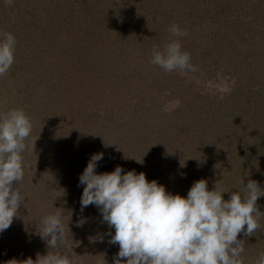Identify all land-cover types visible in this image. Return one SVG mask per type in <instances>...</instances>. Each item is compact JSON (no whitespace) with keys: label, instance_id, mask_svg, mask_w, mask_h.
Returning <instances> with one entry per match:
<instances>
[{"label":"rangeland","instance_id":"374dc122","mask_svg":"<svg viewBox=\"0 0 264 264\" xmlns=\"http://www.w3.org/2000/svg\"><path fill=\"white\" fill-rule=\"evenodd\" d=\"M31 13L25 30L19 22ZM0 19L16 40L0 115L20 109L32 124L0 264L48 251L114 264L119 248L105 235L114 229L95 206H80L79 175L94 153H103L98 173L119 165L174 195L200 179L225 200L245 192L241 180L264 189V0H0ZM173 24L186 33L179 42L194 71L151 63L175 39ZM257 207L260 227L237 237L243 264L264 251V197ZM56 208L65 241L49 249L38 232Z\"/></svg>","mask_w":264,"mask_h":264},{"label":"clouds","instance_id":"9594fccd","mask_svg":"<svg viewBox=\"0 0 264 264\" xmlns=\"http://www.w3.org/2000/svg\"><path fill=\"white\" fill-rule=\"evenodd\" d=\"M5 2L11 4L12 0ZM169 32L175 39L154 50L151 63L166 72L194 71L190 55L182 51L179 42L186 33L175 24ZM15 45L11 33L0 32V76L14 62ZM31 131L32 124L23 110L0 115V234L11 226L21 207L17 183L24 177L22 153ZM102 159L103 153L92 154L79 175L78 186H83L80 206L81 210L95 206L102 222L114 229L105 233L108 243L119 248L114 264H243L244 247L238 234L252 236L260 227L262 213L257 200L264 197V189L256 181L249 180L245 185L241 180L245 192H231L225 200L222 194L226 192L209 190L207 181L200 179L184 197L167 192L156 180H147L143 172L125 171L119 165L110 172L98 173ZM56 209L41 218L38 232L49 249L63 246L65 241L63 212ZM24 264L74 262L59 251H48ZM255 264H264V251Z\"/></svg>","mask_w":264,"mask_h":264},{"label":"trees","instance_id":"16d2710c","mask_svg":"<svg viewBox=\"0 0 264 264\" xmlns=\"http://www.w3.org/2000/svg\"><path fill=\"white\" fill-rule=\"evenodd\" d=\"M62 8H64V6H62ZM18 12H19V10L18 9H16V11H15V13H14V15H16V13H17V15H18ZM81 12H82V10H81ZM20 13V12H19ZM22 15V14H21ZM19 16V15H18ZM27 16V17H26ZM25 17H24V19H22V21L21 22H19V24H24L25 25V30L27 29V26L29 25V26H31V25H33V22H34V15L31 13V14H27ZM3 17V16H2ZM26 18H27V20H26ZM1 21L2 20H4V19H0ZM5 22V21H4ZM63 23V21L62 20H60V24H62ZM5 24L3 23V21L2 22H0V28H3V27H5L4 26ZM57 25H58V23H57ZM24 30V31H25ZM21 32V31H20ZM170 157H168V159H169Z\"/></svg>","mask_w":264,"mask_h":264}]
</instances>
